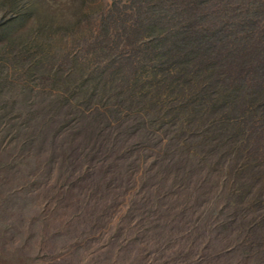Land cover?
Wrapping results in <instances>:
<instances>
[{"label":"rangeland","instance_id":"obj_1","mask_svg":"<svg viewBox=\"0 0 264 264\" xmlns=\"http://www.w3.org/2000/svg\"><path fill=\"white\" fill-rule=\"evenodd\" d=\"M0 264H264V0H0Z\"/></svg>","mask_w":264,"mask_h":264},{"label":"trees","instance_id":"obj_2","mask_svg":"<svg viewBox=\"0 0 264 264\" xmlns=\"http://www.w3.org/2000/svg\"><path fill=\"white\" fill-rule=\"evenodd\" d=\"M14 19V18H13ZM13 19H11V20H13ZM175 163V165H173V167H172V169H170L169 168V171H168V173L167 174H169V173H173L172 175H173V177L175 176V173H176V171H178V172H181L182 170H184L183 168H182V165H179V162L177 163V165H176V161L174 162ZM177 166H178V168H177ZM139 167V166H138ZM140 169V168H139ZM191 169L193 170V166L191 167ZM141 171V170H140ZM146 171V170H145ZM145 171H143V172H141V175H138L137 176V178H135L134 179V182L135 183H142L141 181H142V176H146L145 174ZM156 171V170H155ZM139 172V171H138ZM157 172V171H156ZM140 173V172H139ZM158 173V172H157ZM167 174H162V173H158V176H159V178H157L156 179V181H153V183L151 184V186H150V188H152L153 189V191L155 190L154 188L155 187H159L160 185H161V183L163 182V185H164V183L166 182V179L168 178L167 177ZM184 176L186 175V176H189L190 174H183ZM168 193H166V191H164L165 193H166V195L163 197V198H161L159 195H157V196H155V193L156 192H153V195H154V204L155 203H163V202H165L166 204H168V205H172L171 203H169V202H171L172 200H174L176 197H174L175 195V193H173V192H170V190L168 189ZM176 195H177V192H176ZM160 197V198H159ZM162 200V201H161ZM160 201V202H159ZM173 202V201H172ZM174 203V202H173ZM165 204V205H166ZM173 206H175V205H173ZM175 207H177V206H175ZM179 210L178 211H181V210H184V209H186V208H184V205L183 206H178L177 207ZM166 209H167V211H168V206L166 205ZM166 211V213H168ZM178 211H174V212H176V213H174V214H172L174 217H176V216H178ZM169 215V214H168ZM179 217H180V215H179ZM169 219V218H168ZM167 222H169V221H167ZM171 232V231H170Z\"/></svg>","mask_w":264,"mask_h":264}]
</instances>
